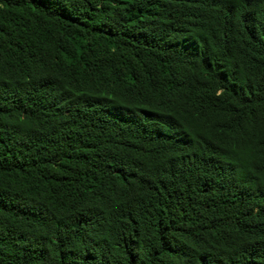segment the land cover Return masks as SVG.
<instances>
[{"label": "trees", "instance_id": "1", "mask_svg": "<svg viewBox=\"0 0 264 264\" xmlns=\"http://www.w3.org/2000/svg\"><path fill=\"white\" fill-rule=\"evenodd\" d=\"M0 264H264V0H0Z\"/></svg>", "mask_w": 264, "mask_h": 264}]
</instances>
